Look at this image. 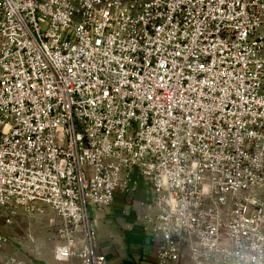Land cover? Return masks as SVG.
Wrapping results in <instances>:
<instances>
[{"label":"built area","instance_id":"built-area-1","mask_svg":"<svg viewBox=\"0 0 264 264\" xmlns=\"http://www.w3.org/2000/svg\"><path fill=\"white\" fill-rule=\"evenodd\" d=\"M141 182L157 264H264V0H0V227L109 264L91 209Z\"/></svg>","mask_w":264,"mask_h":264},{"label":"rangeland","instance_id":"rangeland-1","mask_svg":"<svg viewBox=\"0 0 264 264\" xmlns=\"http://www.w3.org/2000/svg\"><path fill=\"white\" fill-rule=\"evenodd\" d=\"M150 197V189L141 182L134 201H129L126 210L131 212L135 204ZM60 226L59 216L48 205L38 204L34 211L19 209L12 224L0 227L6 239L0 244V264L12 261L20 264H78L77 259L65 262L55 259Z\"/></svg>","mask_w":264,"mask_h":264},{"label":"crops","instance_id":"crops-1","mask_svg":"<svg viewBox=\"0 0 264 264\" xmlns=\"http://www.w3.org/2000/svg\"><path fill=\"white\" fill-rule=\"evenodd\" d=\"M127 204L129 200L119 192L110 207L91 209L99 249L110 264H157L155 246L143 231L140 220L126 210Z\"/></svg>","mask_w":264,"mask_h":264}]
</instances>
